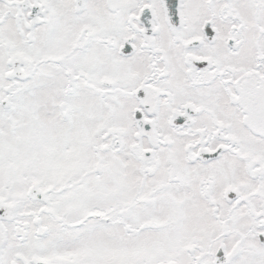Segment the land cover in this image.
I'll return each mask as SVG.
<instances>
[{
  "label": "snow or ice",
  "instance_id": "snow-or-ice-1",
  "mask_svg": "<svg viewBox=\"0 0 264 264\" xmlns=\"http://www.w3.org/2000/svg\"><path fill=\"white\" fill-rule=\"evenodd\" d=\"M0 264H264V0H0Z\"/></svg>",
  "mask_w": 264,
  "mask_h": 264
}]
</instances>
